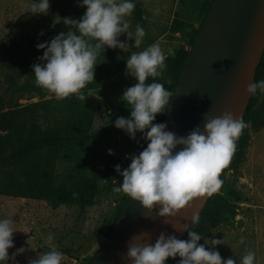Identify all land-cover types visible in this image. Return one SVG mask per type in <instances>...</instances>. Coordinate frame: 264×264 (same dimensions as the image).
<instances>
[{
    "label": "rangeland",
    "instance_id": "obj_1",
    "mask_svg": "<svg viewBox=\"0 0 264 264\" xmlns=\"http://www.w3.org/2000/svg\"><path fill=\"white\" fill-rule=\"evenodd\" d=\"M205 1L135 0L133 12L124 17L133 37H128L126 33L118 37L125 42V50L117 47L118 57L123 62L122 69L104 85L80 90L85 97V100L81 99L82 103L95 109L91 132L110 130L113 132L111 140L84 148L76 146L73 159L59 160L57 165V172L60 174H81L94 180L96 191L91 203L85 206L63 203L53 207L42 199L0 194V218H9L14 229L13 245L8 249L9 260L3 264H28L29 260L36 259L37 255L51 249L63 254L61 264H86L99 250L103 234L128 197L112 190L122 182V176L114 166L119 164L121 169L126 168L131 162V154H138L144 148L143 144L147 145L142 135L136 133L133 139L124 130L114 126L117 117L130 115V108L121 96L128 86L136 82L134 77L125 73L126 58L132 52H138L152 43L161 46L166 58L171 55L168 53L169 48H189L196 30L200 31L206 18L203 7ZM31 3L32 0H0V94L23 105L51 99L55 95L36 86L32 65H22L21 57L17 56L20 65L11 68L2 61L3 56L9 48L19 55L20 47L11 45V42L19 41L22 48L25 32L41 33L55 25L60 19L57 16L61 7L69 5L66 1L59 3L57 0H49L47 14H33L29 10ZM137 24L145 30L139 47L134 46ZM41 62L39 60L38 63ZM101 69L104 70V67ZM8 71L17 74L20 84L29 82L31 89L17 92L9 89L6 78ZM162 71L163 69L160 74ZM259 98H264V92H260ZM38 114H42L39 116L42 125L54 118V114L44 115L43 109ZM250 133V144L242 163L237 171L230 170L226 174L228 183H232L244 199L238 202L235 217L212 229L207 237H224L225 244L215 246L222 258L231 257L238 261L247 250H252L257 264H264V127L259 131L251 129ZM2 149H6V146ZM109 149L112 150L111 154ZM217 192L223 191L219 187ZM49 234L52 236L51 240L47 239ZM241 236L244 237L242 243ZM200 243H204V240ZM21 247L25 250L13 256Z\"/></svg>",
    "mask_w": 264,
    "mask_h": 264
},
{
    "label": "clouds",
    "instance_id": "obj_2",
    "mask_svg": "<svg viewBox=\"0 0 264 264\" xmlns=\"http://www.w3.org/2000/svg\"><path fill=\"white\" fill-rule=\"evenodd\" d=\"M78 3L86 6L82 16L79 19L64 17L63 22L70 26L69 30L60 32L50 41L38 43L36 47L44 49L43 55L38 57L42 62L31 66L36 86L53 93L56 99L76 94L85 100L80 90L94 80L101 50L105 46L124 49L125 42L118 39L122 33L133 37L124 17L133 12L135 0H78ZM29 10L33 14H47L49 0H32ZM144 36V28L137 24L134 46L139 47ZM168 53L175 55L172 48ZM165 58L158 43L132 52L126 58L125 73L136 82L121 96L130 108V115L117 117L114 126L133 139L138 131L141 132L147 146L138 154H131V162L126 168L121 169L119 164L114 166L122 176V182L112 190L139 201L149 211L156 210L159 217H175L195 198L210 195L221 186L219 174L230 162L235 141L247 124L231 111L219 116L204 113L203 129L196 126L184 136L167 130L164 122L154 123L156 115L169 108L172 94L156 79L150 83L145 81L160 75V70L166 67ZM257 90L264 92V80L246 86L249 94L254 95ZM178 145L182 147L177 148ZM108 151L112 153L111 149ZM198 221V214L194 213L191 223ZM11 224L9 218H0V262L9 260L8 249L13 245L14 232ZM173 227L184 230L188 225ZM187 235L188 239H179L161 231L155 241L150 242L147 232L138 233L130 238L122 259L129 260L130 264H166L167 258L178 256L177 264H257L252 250H247L238 261L222 258L215 246L225 244L224 237L209 239L189 228ZM47 239H52L51 234ZM201 239L204 243H199ZM243 240L241 236V243ZM24 250L23 247L17 249L13 256ZM62 260L63 254L51 249L29 260L28 264H61Z\"/></svg>",
    "mask_w": 264,
    "mask_h": 264
},
{
    "label": "trees",
    "instance_id": "obj_3",
    "mask_svg": "<svg viewBox=\"0 0 264 264\" xmlns=\"http://www.w3.org/2000/svg\"><path fill=\"white\" fill-rule=\"evenodd\" d=\"M69 2L68 6L61 7L59 17L55 25L49 26L43 32L23 34L24 45L13 40L11 45L20 47L19 55L12 49H8L3 56L5 65L14 67L20 65L17 56L21 57L22 65L38 63L37 55H43L44 49H38V43L50 41L60 32H67L70 28L63 22L64 17L79 19L86 9L78 0H57ZM213 0H206L203 7L206 10L205 17L212 5ZM60 5V4H59ZM204 17V18H205ZM199 29L190 41L189 48L181 46L174 50L175 55L165 58L166 67L155 78L149 77L145 82L150 83L153 79L161 82L172 94L178 85L180 76L190 55ZM94 80L88 82L84 88L93 89L100 87L113 79L122 69L123 62L118 57L117 48L105 46L97 56ZM104 67V70L101 67ZM32 73V72H31ZM264 77V53L257 67L255 81L263 80ZM8 88L12 91L31 89L29 82L20 84L14 71L6 73ZM40 90V89H39ZM260 91L252 95L243 120L247 127L235 141V151L230 162L219 174L222 181L220 188L223 192H213L204 209L199 214L198 223L192 224L190 230L197 231L202 237H207L210 231L229 221L237 214L238 202L243 201V196L228 183L226 174L230 170L238 169L242 163L246 149L251 140L250 130L259 131L264 127V98L260 99ZM43 109L44 115L54 114L50 122L41 124L38 111ZM168 110V109H167ZM167 110L156 115L154 123L163 122ZM95 109L82 103L76 94L64 99L51 98L40 100L31 104H20L13 98L7 99L0 94V194L25 197L30 199L46 200L51 206L56 207L63 203L85 206L91 203L96 191L93 179L81 174L57 172L58 161L72 160L76 146L87 147L91 144L110 141L113 132L107 129L91 132L94 121ZM49 120V119H48ZM142 135L141 132H137ZM6 146V149H2ZM147 145L143 144L142 147ZM87 163H89L86 160ZM75 194V195H74ZM124 200L118 209L112 223L103 234L102 243L108 236L117 218L128 200ZM188 232V231H187ZM187 232L181 239H188ZM203 239L199 241L202 242ZM97 253V252H96ZM95 253V254H96ZM94 254V255H95ZM87 260L88 264L92 258ZM180 257L167 258L166 264H177ZM3 264V262H0Z\"/></svg>",
    "mask_w": 264,
    "mask_h": 264
},
{
    "label": "water",
    "instance_id": "obj_4",
    "mask_svg": "<svg viewBox=\"0 0 264 264\" xmlns=\"http://www.w3.org/2000/svg\"><path fill=\"white\" fill-rule=\"evenodd\" d=\"M223 2L231 7L221 11ZM263 53L264 0H213L170 100L163 120L167 130L184 136L196 126L203 129L206 112L219 116L231 111L243 118L252 97L246 86L255 81ZM210 195L195 198L175 217H159L129 197L88 264H130L122 256L130 238L141 232L148 233L150 242L161 231L181 239L192 225L191 216H199Z\"/></svg>",
    "mask_w": 264,
    "mask_h": 264
},
{
    "label": "bare ground",
    "instance_id": "obj_5",
    "mask_svg": "<svg viewBox=\"0 0 264 264\" xmlns=\"http://www.w3.org/2000/svg\"><path fill=\"white\" fill-rule=\"evenodd\" d=\"M230 7H231V5H229L226 2H223L222 6H221V11H225L227 8H230Z\"/></svg>",
    "mask_w": 264,
    "mask_h": 264
}]
</instances>
